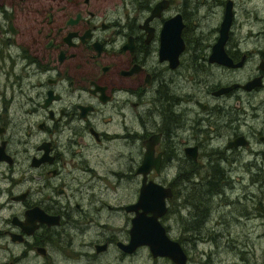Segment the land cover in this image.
Segmentation results:
<instances>
[{"label":"flooded vegetation","instance_id":"flooded-vegetation-1","mask_svg":"<svg viewBox=\"0 0 264 264\" xmlns=\"http://www.w3.org/2000/svg\"><path fill=\"white\" fill-rule=\"evenodd\" d=\"M20 1L0 5V264H98L110 251L127 264L146 248L119 246L141 211L132 205L143 181L170 189L171 214L191 206L204 213L207 195L232 175L248 179L244 195L255 181L264 186L263 1H250L258 25L246 37L232 28L247 8L239 0L205 9L219 23L231 12L228 64L209 61L219 23L199 45L187 38L208 0ZM164 25H180L177 55L162 43ZM202 148L210 150L200 198L190 179L201 174ZM147 151L155 166L144 179L137 169ZM106 153L119 159L115 167ZM213 185L219 191L210 194Z\"/></svg>","mask_w":264,"mask_h":264},{"label":"rangeland","instance_id":"rangeland-1","mask_svg":"<svg viewBox=\"0 0 264 264\" xmlns=\"http://www.w3.org/2000/svg\"><path fill=\"white\" fill-rule=\"evenodd\" d=\"M16 1L20 0H0L2 2L0 5L10 10ZM210 1L208 0V4L199 10V18L190 20L193 31L191 30L192 32L187 34L189 44L199 45L202 36L209 33V29L218 26L219 19L217 17L203 16ZM250 1L252 0H239L247 8L245 12L240 10L235 16L232 28L242 29L238 37H246L247 31L244 30L254 29L258 25V23H254V13ZM255 1L257 3L263 1L261 8H258V17L264 18V0ZM20 5L15 6V14L24 18L25 10L21 8L22 13H20L21 11L18 9ZM2 17L3 14L0 13V19ZM193 89H195L194 86ZM246 114L250 118V110H247ZM209 150L210 148L200 149L194 167L201 174L194 175L190 179L199 184V186L193 187L194 191L192 190L191 193L200 195V198L206 189L204 185L207 180L202 173L206 171V152ZM115 156L113 153H106L104 157L112 168L119 161ZM240 181L243 182L242 185ZM219 182H223L220 185L222 191L216 196L207 195L211 196L212 199L207 200V204H204V213L201 211L193 212L195 211L193 206L173 214L166 211L161 225L169 228L172 239L179 240L184 246L188 256L187 264H264V186L258 188V182L255 181L248 187V193L244 195L242 192H245L246 189L242 186L246 185L248 179L239 180L235 175H232L229 178L221 179ZM204 214L205 220L195 224L194 221L200 219ZM245 214H248V217L244 216ZM110 219L113 218L110 217ZM110 229L112 231L119 230L120 223L118 221L113 222ZM197 238H202L203 242H196L195 239ZM206 238H209V241L204 242ZM138 251L137 256L131 259L127 258V264H163L159 263L161 261L153 263L148 258L146 248ZM100 259L98 264H103V262L105 264L106 262L110 264L120 263L113 251Z\"/></svg>","mask_w":264,"mask_h":264},{"label":"water","instance_id":"water-1","mask_svg":"<svg viewBox=\"0 0 264 264\" xmlns=\"http://www.w3.org/2000/svg\"><path fill=\"white\" fill-rule=\"evenodd\" d=\"M173 22L168 20L166 22ZM231 22V12L226 7L224 15L219 23L218 36L212 46L209 61L221 64H228L230 61L223 51V44L227 37V30ZM179 27L173 32L170 26L164 25L161 31L162 43L168 47H175V55L182 49L183 43L179 36ZM172 51V50H170ZM194 148H192V151ZM193 153V152H192ZM155 163L150 158V151L145 152L144 160L138 170L144 175ZM171 196L170 189L151 180L143 181L139 189V194L132 208H141L140 212L135 213L131 219V227L128 230L129 240L126 244H120V248L125 252H131L138 246H145L152 256L167 257L175 264H185L186 255L179 243L170 239L164 227L159 222V218L165 213V199Z\"/></svg>","mask_w":264,"mask_h":264},{"label":"trees","instance_id":"trees-1","mask_svg":"<svg viewBox=\"0 0 264 264\" xmlns=\"http://www.w3.org/2000/svg\"><path fill=\"white\" fill-rule=\"evenodd\" d=\"M211 188V187H210ZM210 188H207V189H210ZM212 188H213V190H210V194H213V193H216V192H218L219 190H218V187L216 186V185H213L212 186ZM211 188V189H212ZM197 198H193L195 201H198L199 202V199H198V196H196ZM199 204V203H198ZM198 223H200V222H198Z\"/></svg>","mask_w":264,"mask_h":264}]
</instances>
